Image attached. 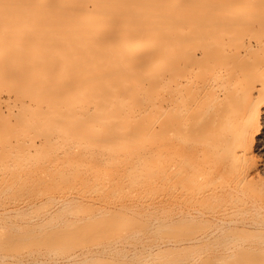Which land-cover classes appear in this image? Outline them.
<instances>
[{"label": "bare ground", "instance_id": "bare-ground-1", "mask_svg": "<svg viewBox=\"0 0 264 264\" xmlns=\"http://www.w3.org/2000/svg\"><path fill=\"white\" fill-rule=\"evenodd\" d=\"M53 175L89 190L0 218L46 235L103 226L121 264H264V0H0V186ZM130 189L132 219L160 209L153 225L196 234L135 246L117 198ZM68 200L122 216L56 219Z\"/></svg>", "mask_w": 264, "mask_h": 264}, {"label": "rangeland", "instance_id": "rangeland-1", "mask_svg": "<svg viewBox=\"0 0 264 264\" xmlns=\"http://www.w3.org/2000/svg\"><path fill=\"white\" fill-rule=\"evenodd\" d=\"M53 176V178H49V181L30 183L19 189L15 188V190L14 188L4 189L2 186H0V210L8 208L12 202L18 203L28 200L31 201V207L29 208L33 209L38 205H33L35 197L37 198L38 196H43L53 198L57 195L56 192H65L74 187L79 188V190L82 192L89 190L87 189V185L77 184L73 177L59 180L58 183L56 178L59 177L57 175ZM122 192L118 193L117 198L121 201L127 202L129 211L125 213V217L126 221L131 227L132 224H136L132 223L134 219H132L131 215V195L134 193V191L130 189L125 191V193ZM147 192L148 193H146L143 198H153L157 192L166 193V191L162 192L155 189ZM28 206H30V204H28ZM29 208L22 209L20 214L26 218L30 216L33 218L38 215L37 213L33 215ZM161 212L162 211H160V209L152 212L150 211L149 213L142 212L143 221H140L141 218L136 215L135 220H138V226L134 225L132 228L136 226L135 229L138 228L141 230V233L138 235V237L136 236V239L132 241L135 246L138 245L139 248L142 245L153 248L157 244L162 246V240L167 242V238H172L173 236L177 237L176 240H178V243L182 245V243L185 241L181 240H186L196 234V230L194 231L193 226L191 227L188 222L182 223L181 227L179 228L166 226L163 227L164 222H160L161 226L153 225L152 221L155 219V217L160 218ZM83 214H89L92 218L95 216V223L103 222L104 219L112 221V218L122 216L121 214H111V212L105 215L102 213L96 214L85 202L68 200L58 213L56 219H62L66 217L67 219L71 220V215L81 216ZM135 220L134 222H136ZM60 225L62 228L59 227ZM0 228L3 229L5 234L0 238V264H84L83 262L86 260L88 261V264H104L103 257L100 256V253H103L102 248H106L109 252V256H112L116 259L118 264H121V248L123 247L122 243L121 241L115 242L113 240V235H115V233L107 230V228H103V226H96L94 228L95 231H93L91 234L84 235L74 227L65 224H58L49 232L51 235H46L45 231L37 230L36 228L31 227V225H23L15 219L2 217L0 218ZM58 230L64 232V238H57V234L59 233ZM88 247L92 248V253H88L86 255L88 258L84 260V255L80 256V252L82 249ZM93 248L101 249L100 252L98 250L99 253L94 255ZM69 255H73L74 258L68 259ZM167 256L171 258L178 257L177 252L174 250L170 251V254L168 253ZM152 260L155 259L151 257L147 261ZM131 263L132 261H127V263L125 262V264ZM132 264L141 263L139 260H134Z\"/></svg>", "mask_w": 264, "mask_h": 264}]
</instances>
